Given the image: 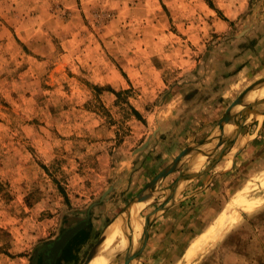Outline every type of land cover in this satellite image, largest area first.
<instances>
[{"label":"rangeland","instance_id":"374dc122","mask_svg":"<svg viewBox=\"0 0 264 264\" xmlns=\"http://www.w3.org/2000/svg\"><path fill=\"white\" fill-rule=\"evenodd\" d=\"M263 80L264 0H0V264H264Z\"/></svg>","mask_w":264,"mask_h":264},{"label":"bare ground","instance_id":"6f19581e","mask_svg":"<svg viewBox=\"0 0 264 264\" xmlns=\"http://www.w3.org/2000/svg\"><path fill=\"white\" fill-rule=\"evenodd\" d=\"M263 91H260L259 94H257V96H254L252 98H247V99H241L238 102L237 107L243 111H247L249 110V108L252 106V104H254V102L262 95ZM262 97V96H261ZM259 100V99H258ZM231 108L230 110V114L232 117H238L242 114L245 113H241L240 110ZM229 114V113H228ZM229 114V115H230ZM230 116V117H231ZM228 118V117H227ZM230 119V118H229ZM233 119V118H232ZM231 121V120H230ZM240 125V124H239ZM231 128V126H228V128ZM234 127V126H232ZM236 129V128H235ZM229 130V129H228ZM229 132V131H228ZM223 134V133H222ZM201 144V143H200ZM195 148V147H194ZM204 150V149H202ZM188 151V150H187ZM196 151V150H195ZM187 153V152H186ZM190 153V152H189ZM201 153V152H199ZM199 153L197 154V156H195L194 158H192L193 160H197ZM204 153V151H203ZM203 153H201L203 155ZM191 154V153H190ZM193 154V153H192ZM189 156V155H188ZM189 158V157H188ZM187 158V159H188ZM200 159V158H199ZM123 221V220H122ZM122 221H119L115 224H113L104 234L105 237V242L102 245V250L99 252V254L97 256H95V258L90 262V264H107L111 263L114 258L117 256L118 251H120L121 249H123L124 247L127 246V236L124 234V230L125 227H123L122 225ZM117 243V244H116ZM116 244V245H115Z\"/></svg>","mask_w":264,"mask_h":264},{"label":"water","instance_id":"95a60500","mask_svg":"<svg viewBox=\"0 0 264 264\" xmlns=\"http://www.w3.org/2000/svg\"><path fill=\"white\" fill-rule=\"evenodd\" d=\"M264 85V80L261 81L259 83V85ZM240 97V96H239ZM234 104V103H233ZM253 106V107H252ZM249 110L247 111V115H248V119L253 118L254 116L260 114L261 112L264 111V97L259 99L255 104H253ZM231 110V109H230ZM192 176V172L188 171L186 172V174L184 175V180L187 179L188 177ZM185 184L182 185V187H184ZM171 197H174L176 194L172 193L170 194ZM143 199V198H142ZM139 200H141V198H139ZM117 220V219H116ZM123 227H125L126 224V219H123ZM87 221H83L80 222L79 224L69 228L66 232H64L59 239L55 240L51 246V250H50V259H51V264H54L56 258L61 254L62 250L64 249V247L68 244V242L72 239V237L79 231L81 230L85 225H86ZM113 223V222H112ZM111 225V224H110ZM107 230V229H106ZM106 232V231H105ZM105 234V233H104ZM124 234L127 235L128 232L127 230H124ZM105 242V237L104 235L102 236L101 240H100V245L97 251H95L88 259V261L86 262V264H89L94 258L95 256H97L99 254V252L102 250V245ZM117 244V243H116ZM115 244V245H116Z\"/></svg>","mask_w":264,"mask_h":264}]
</instances>
